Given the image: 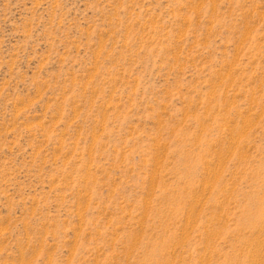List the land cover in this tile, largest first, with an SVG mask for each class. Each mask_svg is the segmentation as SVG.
Here are the masks:
<instances>
[{
    "label": "rangeland",
    "instance_id": "1",
    "mask_svg": "<svg viewBox=\"0 0 264 264\" xmlns=\"http://www.w3.org/2000/svg\"><path fill=\"white\" fill-rule=\"evenodd\" d=\"M0 264H264V0H0Z\"/></svg>",
    "mask_w": 264,
    "mask_h": 264
}]
</instances>
